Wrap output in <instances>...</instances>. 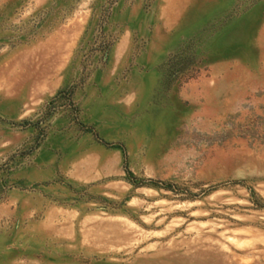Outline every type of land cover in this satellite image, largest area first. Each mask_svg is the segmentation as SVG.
I'll use <instances>...</instances> for the list:
<instances>
[{"label":"rangeland","instance_id":"1","mask_svg":"<svg viewBox=\"0 0 264 264\" xmlns=\"http://www.w3.org/2000/svg\"><path fill=\"white\" fill-rule=\"evenodd\" d=\"M0 264H264V0H0Z\"/></svg>","mask_w":264,"mask_h":264}]
</instances>
